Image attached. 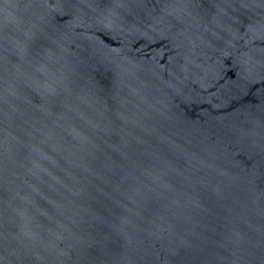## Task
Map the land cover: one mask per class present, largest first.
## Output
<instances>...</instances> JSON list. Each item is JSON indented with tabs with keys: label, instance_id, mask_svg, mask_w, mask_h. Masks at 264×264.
Segmentation results:
<instances>
[{
	"label": "water",
	"instance_id": "1",
	"mask_svg": "<svg viewBox=\"0 0 264 264\" xmlns=\"http://www.w3.org/2000/svg\"><path fill=\"white\" fill-rule=\"evenodd\" d=\"M0 264H264V0H0Z\"/></svg>",
	"mask_w": 264,
	"mask_h": 264
}]
</instances>
